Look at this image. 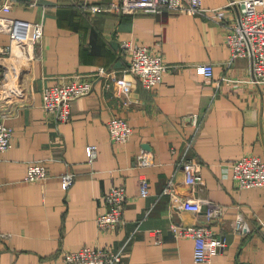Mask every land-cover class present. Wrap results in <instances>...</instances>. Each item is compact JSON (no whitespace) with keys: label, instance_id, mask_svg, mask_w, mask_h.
<instances>
[{"label":"crops","instance_id":"crops-1","mask_svg":"<svg viewBox=\"0 0 264 264\" xmlns=\"http://www.w3.org/2000/svg\"><path fill=\"white\" fill-rule=\"evenodd\" d=\"M207 9L226 7L231 0H201ZM120 0H12L8 16L42 23V38L33 58L1 54L9 37L0 34V79L16 65L18 96L6 94L0 80V121L12 129V147L0 152V264H64L63 251L84 246L122 250L118 264H264V187L238 189L227 167L243 155L264 160V85L247 82L249 58L230 60L225 43L227 25L237 9L221 20L205 14L110 10L91 12L83 4L109 6ZM122 41L162 52L168 66L162 82L144 88L129 73ZM211 64L212 79L196 72ZM6 64V65H5ZM7 66V67H6ZM98 67L114 69L116 77L93 81L92 91L75 100L71 117L59 122L42 107L46 86L75 76L89 78ZM8 68V70H5ZM242 81L216 88L214 81ZM125 118L133 128L130 140L114 144L107 121ZM196 115L200 124L192 125ZM188 156L201 165L203 185L186 183L181 159L187 139ZM97 147L88 164L87 145ZM147 153L151 163L138 164ZM44 163L48 178L23 182L29 163ZM180 163V164H179ZM72 172L68 190L60 176ZM149 193L140 196V178ZM169 178L181 199L220 204L223 216L209 223L224 246L210 262L196 263L194 242L177 237L171 225H200L204 213L173 206L163 189ZM123 186L124 224L101 232L96 217L104 210L103 195ZM241 215L249 232H233ZM152 230H159L157 243Z\"/></svg>","mask_w":264,"mask_h":264},{"label":"built area","instance_id":"built-area-1","mask_svg":"<svg viewBox=\"0 0 264 264\" xmlns=\"http://www.w3.org/2000/svg\"><path fill=\"white\" fill-rule=\"evenodd\" d=\"M79 7L91 12H102L110 10L119 14H135L147 12L161 14L163 12H179L187 14L211 13L212 17L225 19L227 9H237L236 16L227 25L228 31L225 43L229 48L230 60L238 57L250 59V78L247 82L254 85H264V0H231L226 7L207 9L202 6L201 0H120L119 3H112L109 6L83 4ZM12 9V0H0V34L9 37V44L1 49V54L12 57L13 52H19L18 58H25L27 61L33 58V47L42 38V23L30 22L27 20L8 16ZM121 47L128 56L126 70L135 76L141 85L151 89L162 82L168 66L164 62L162 52L155 51L151 47L134 44L130 41H122ZM13 74L7 71L5 74V85L3 89L12 96H18L19 91L15 80L16 65H12ZM196 72L206 79H212L213 67L211 64H200ZM114 69L98 67L89 78L75 76L74 78L46 86L43 88L42 107L45 112L53 115L59 122H67L71 117L72 104L78 98L86 96L92 91L93 81L101 79L106 81L109 87V80L116 77ZM12 81L13 84H12ZM242 81L221 78L214 81L216 88L223 85L240 83ZM199 120L196 115L192 116V125L199 127ZM109 139L114 144L127 143L132 134L133 128L128 121L121 116L111 117L107 123ZM12 129L3 120L0 121V152L8 151L12 147ZM192 138L187 139L184 153L181 159V167L185 173L186 183L189 185H203L201 165L198 161L188 156L192 145ZM88 164L92 165L97 156V147L89 144L86 147ZM151 157L143 153L138 157V164L147 166L151 163ZM180 164V163H179ZM227 167L231 178L238 189H249L264 187V160L256 155H243L234 160ZM48 168L44 163H29L23 182H42L48 178ZM75 175L72 172L61 174L60 181L64 190H68L74 182ZM174 181L169 178L163 193L168 194L173 206L184 208L188 211L200 213L205 207L204 220L200 225H179L174 223L171 229L177 237L191 238L194 242L193 259L196 263L210 262L224 246V241L217 238L209 223L214 219L223 216V208L220 204L209 200L181 199L175 192ZM149 193L147 178H140V196L146 197ZM127 199L126 190L123 186L112 185L108 192L103 195L104 210L96 217L98 230L101 232L115 231L124 224L123 211ZM233 232L243 234L250 231L245 219L239 215L234 220ZM264 228V224H262ZM156 242L161 243L159 230H152ZM1 237H8L1 234ZM122 250L112 251L111 249H98L84 246L76 251H63L59 259L64 264H118L122 260Z\"/></svg>","mask_w":264,"mask_h":264},{"label":"rangeland","instance_id":"rangeland-1","mask_svg":"<svg viewBox=\"0 0 264 264\" xmlns=\"http://www.w3.org/2000/svg\"><path fill=\"white\" fill-rule=\"evenodd\" d=\"M5 65H6V64H5ZM6 67H7V66H6ZM5 70H8V68H5ZM5 73H7V71H5ZM0 77H1V75H0ZM12 79H14V80H15V83H14V85L16 86V85H17V81H18V78H17V76H15V75H14V76H12ZM0 80H1V82H3V83L6 81V80H4L3 78H1ZM13 82H14V81H12V84H13Z\"/></svg>","mask_w":264,"mask_h":264},{"label":"bare ground","instance_id":"bare-ground-1","mask_svg":"<svg viewBox=\"0 0 264 264\" xmlns=\"http://www.w3.org/2000/svg\"><path fill=\"white\" fill-rule=\"evenodd\" d=\"M20 56V53L17 51V56L16 57H19Z\"/></svg>","mask_w":264,"mask_h":264},{"label":"water","instance_id":"water-1","mask_svg":"<svg viewBox=\"0 0 264 264\" xmlns=\"http://www.w3.org/2000/svg\"><path fill=\"white\" fill-rule=\"evenodd\" d=\"M204 211H205V207L202 208V213H204Z\"/></svg>","mask_w":264,"mask_h":264}]
</instances>
